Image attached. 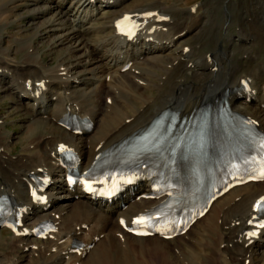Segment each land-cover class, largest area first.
<instances>
[{"label": "bare ground", "instance_id": "6f19581e", "mask_svg": "<svg viewBox=\"0 0 264 264\" xmlns=\"http://www.w3.org/2000/svg\"><path fill=\"white\" fill-rule=\"evenodd\" d=\"M126 1L0 0V98H11L24 127L36 128V135L14 157L13 141L3 136L0 124V194L19 206L16 213L22 233L43 220L56 224L44 240L30 234L7 235L0 240V248L9 245L10 249L7 254L0 251V264H190L188 250L196 252L191 264H246V260L254 264L255 257L264 254V215L263 222L254 225L264 182L228 191L183 235L170 240L137 237L120 224V218L129 224L157 204L137 199L149 191L145 179L131 198L125 197L123 209L104 208L80 187L71 190L66 184L59 166L63 145L78 152L85 170L99 152L114 144L110 153L121 145L120 153L127 158L126 151L137 149V136L148 147L153 145L151 140L174 135L181 148L184 142L185 154L174 181L181 184L185 205L204 176L250 166L249 158L259 151L264 138L248 123L256 121L264 132V78L252 80L246 74L233 80L230 73L234 67L255 63L250 58L252 37L264 46V11L251 8V12L242 0L243 12H227L219 22L215 9L201 13L197 4L164 6L155 0L122 10ZM185 3L189 5L190 0ZM109 11L113 14L108 15ZM126 13L141 22L133 38L115 31L116 20ZM18 21V32L9 43L12 34L7 27ZM231 21L240 28H232ZM24 27L31 33L27 38ZM192 42L209 45L204 57L186 50ZM17 49L23 55L20 61L15 58ZM58 52L64 56L51 66L46 56ZM145 89L151 94L144 99L139 93ZM227 89L234 114L217 100ZM130 103L134 105L128 111ZM194 110L198 123L186 128V120L180 118ZM68 114L90 119L93 129L80 135L64 130L59 121ZM182 127L188 131L184 139ZM33 177L48 179L44 190H39L47 195V202L32 198ZM74 241L82 243L76 252Z\"/></svg>", "mask_w": 264, "mask_h": 264}, {"label": "rangeland", "instance_id": "374dc122", "mask_svg": "<svg viewBox=\"0 0 264 264\" xmlns=\"http://www.w3.org/2000/svg\"><path fill=\"white\" fill-rule=\"evenodd\" d=\"M150 1L152 2V1H155V0H128V1H126V4H124V8L125 9L123 7L121 9L122 10H127V9H131L133 7L136 8V5H139V4L146 5V4H148V2L150 3ZM160 1L163 2L164 6H171L172 4H175L177 6L186 7V6H194V5L198 4L199 6L201 5L200 8H199V11L201 13L202 12L203 13L204 12H209L210 13L211 8H213V9L216 10V15H217V17H216L217 19L216 20L217 21L220 19V17H223L224 14L227 13V12L230 13V14H235L237 12L238 13L243 12L242 11L243 9H241L242 7L239 6V4H240V2H242V0H190V4L189 5H186V3H185L186 0H160ZM234 3H235V8L236 9L233 7ZM243 4H244V6H246L245 8H248V9L250 8V11H251V8H252V11H254V10L255 11H259V12L264 11V0H248V1L244 0ZM248 9H246V11H249ZM143 12L145 13V11H141V13H143ZM107 14L108 15H112L113 12L109 11ZM5 19H6V17H5ZM7 21L10 22V17L7 19ZM220 21H221V19L219 20V22ZM231 22L234 23L233 21H231ZM231 22L229 24L233 26L232 28H234V29L235 28L236 29L240 28V27H236L237 25L235 23L233 25ZM20 24H21V22L18 21V24H14L13 26L7 27V29L11 30L10 34H12V38H10V40L8 39L9 41L7 40L9 43L14 41L15 38H13L14 37L13 35L17 34V32H18L17 27H19ZM234 29H232V31ZM247 30L250 31L249 29H247ZM23 33L26 36V38L31 35L29 29L26 28V27L23 28ZM233 33H236V32H233ZM252 39H253L252 46L254 45L253 46L254 50L252 49L253 51H251L250 58H251V60L255 59V60H253L255 63L253 65H251V66H242V67H239V68L234 67L232 70H230V73H232L231 77L233 76V78H232L233 80H235V78L238 79V77L239 78H245L246 74L249 75V76H246V77L248 79L253 78L252 80H256L259 77L261 79L264 78V71L262 73V70L260 71L259 69L258 70L256 69L257 66H258V68L259 67L264 68V66H263L264 65V51H263L264 50V46L262 44L260 46L257 43L258 40L254 41L253 37H252ZM257 45H259V46H257ZM208 47H209V45H205L203 47H200V45H194V43H193V44H189L188 51L190 53H192L193 55H195L196 57H198V56L199 57H204L203 55H204L205 51L208 50ZM192 48H194V49H192ZM196 52H197V54H196ZM15 54H16L15 55L16 61H20L22 59V56H23L21 54V52L18 51V49H17ZM261 54H263V55H261ZM253 55H255V56H253ZM61 56H64V52L52 53L50 58H49V56H46V62L49 63L51 66H54ZM256 56H257V59H256ZM193 59H194V57H193ZM259 63H261V65ZM250 70H252V72L249 73ZM256 72H257L258 76L255 74ZM243 73H244V75H242ZM253 74L255 75V77H254ZM252 75H253V77H252ZM16 79H17V82H20L19 84L23 85L22 79H19V78H16ZM241 85H243V83H241ZM231 89H234V88H231ZM36 90H38V88L35 89V91ZM149 91H150L149 89H145L144 91L141 92L142 94L139 93V95L142 98L145 99V97L147 95L151 94V91L150 92ZM129 105H130L129 107L127 106L125 108L128 111H130L131 107H133L134 104L130 103ZM0 116H1V119H2L0 124H2L3 127H4L3 136L4 137H9L13 141L11 154L14 157H16L19 153H21L24 150V148L27 146V143L29 142V140L34 135H36V128H35V126H29V128L24 127L25 126V122L23 120V117H22L21 113H19V110L15 108V104L12 101L11 98H6V99L0 98ZM29 122L30 121H27L26 123H29ZM58 196H61V195L58 194ZM67 201H72V199L69 198V199H67ZM7 235H8V232L6 230L2 229V231H0V240L5 239L7 237ZM3 247H5V248H3ZM9 249H10L9 245H4V246H1L0 251L2 252V254H7L9 252ZM188 253H189V255H187V258H188L187 261L189 263L190 262L193 263L194 259L196 258V252L188 250ZM254 260H255L254 264H256L257 262H258L257 264L264 263V254L260 255L259 257L256 256ZM178 262L179 261H175L174 264H178ZM184 263L185 262H179V264H184ZM229 264H232V263H229Z\"/></svg>", "mask_w": 264, "mask_h": 264}]
</instances>
